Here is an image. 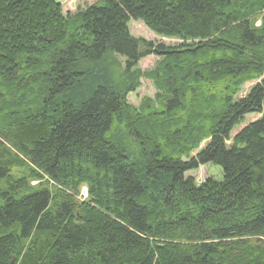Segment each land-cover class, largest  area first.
Here are the masks:
<instances>
[{
  "label": "trees",
  "instance_id": "16d2710c",
  "mask_svg": "<svg viewBox=\"0 0 264 264\" xmlns=\"http://www.w3.org/2000/svg\"><path fill=\"white\" fill-rule=\"evenodd\" d=\"M0 181V264H264V0H0Z\"/></svg>",
  "mask_w": 264,
  "mask_h": 264
},
{
  "label": "rangeland",
  "instance_id": "374dc122",
  "mask_svg": "<svg viewBox=\"0 0 264 264\" xmlns=\"http://www.w3.org/2000/svg\"><path fill=\"white\" fill-rule=\"evenodd\" d=\"M100 1L101 0H56V2L59 3L61 6V13L63 16L66 14L72 15L77 10L85 9L86 7L94 5ZM260 19H261V17L257 16L254 20H252V26L253 27H259L260 26ZM128 32L132 38H134L136 40L151 43L155 46L158 44H162L165 47H177V46L182 44V42L178 41V40L166 39V38H162V37L154 35L141 22L130 21L128 23ZM158 60L159 59L153 55L145 56L144 58H142L138 62L137 68H139L141 71H144V72L150 71L154 68V66L158 62ZM140 83H141V87L138 88L134 93L129 94L126 98L127 104H129L135 108H138L142 99H144V98L152 99L154 97V94L156 93L151 82L146 81L144 79H141ZM254 84H255V82L247 83V84L243 85L241 87V92L237 95V97L238 98L243 97L248 92L250 87H252ZM258 118H259V116H256V115L245 116L244 123L241 126L235 128L232 131L231 136H234L247 123L253 122V121L257 120ZM204 146H205V143L203 142L200 145V149L203 148ZM196 153L197 152H194L192 155L194 156ZM16 172H18V174H19V172L24 173L25 171H21V170L14 171V174L18 175ZM220 172H221L220 168H218V167H214L211 165H205V166L199 167L195 171L187 172L185 174V177L186 178H188V177L192 178L194 180L195 184L197 186H199L200 184H202L207 179H212L215 181L220 180V178H221ZM31 185L32 186L36 185V182H32ZM82 187H80L81 191L84 189V188L82 189ZM4 190H5L4 181H0V193ZM3 204H4V201L0 197V206H2Z\"/></svg>",
  "mask_w": 264,
  "mask_h": 264
}]
</instances>
